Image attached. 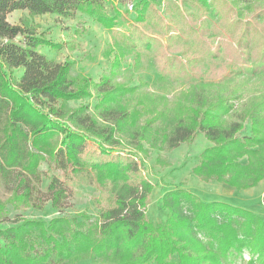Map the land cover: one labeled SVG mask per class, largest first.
I'll list each match as a JSON object with an SVG mask.
<instances>
[{
	"label": "trees",
	"instance_id": "obj_1",
	"mask_svg": "<svg viewBox=\"0 0 264 264\" xmlns=\"http://www.w3.org/2000/svg\"><path fill=\"white\" fill-rule=\"evenodd\" d=\"M105 1L0 0V121L5 123L0 158L8 168L21 167L23 172L14 197L37 207L34 201L39 191L33 183L39 182L37 167L46 155L64 175L68 166L73 172L90 171L94 183L113 199L98 220L86 224L58 219L45 229L40 222L20 220L16 226L0 227V264H222L228 252L243 249L257 255L247 264H264V220L259 216L224 202L205 203L185 189H174L159 201V209L167 212L165 221L154 225L144 213L152 184L144 178L138 184L130 183L129 175L138 171L130 155L116 154L129 163L88 165L81 160L86 143L95 144L106 154L105 146L110 151L127 146L140 152L147 145L169 152L202 134L211 146L200 154L192 170L195 177L239 192L256 187L264 179L263 96L239 108H235V95L211 102L194 96L197 105L185 108L183 117L160 112L153 120H140L144 115L139 112L100 107L122 91L112 87L110 79L102 78L95 85L103 98L94 114L82 106L67 108L66 102L89 96L87 84L75 86L69 76L70 63H54L38 51L39 47L60 46L37 34L34 25L25 20L18 25L7 21L15 11H25L29 17L62 18L78 12L113 31L122 15L119 10L106 14ZM158 1L132 4L134 22H144L150 4ZM124 39L129 41L130 36ZM117 66L115 60L112 70ZM246 121L250 135L238 138ZM54 134L61 135L58 148H46L43 143L50 147ZM65 183L52 178L47 187L45 201L54 209L63 208L72 195ZM68 223H75L68 236L59 234L57 226ZM35 229L42 242L39 248L31 237ZM174 255L175 262L170 260Z\"/></svg>",
	"mask_w": 264,
	"mask_h": 264
},
{
	"label": "rangeland",
	"instance_id": "obj_2",
	"mask_svg": "<svg viewBox=\"0 0 264 264\" xmlns=\"http://www.w3.org/2000/svg\"><path fill=\"white\" fill-rule=\"evenodd\" d=\"M135 1H105L106 14L113 15V10H119L122 15L113 31L78 12L67 18L29 17L27 12H14L8 15L7 21L18 25L25 20L34 25L37 34L60 46V49L39 47L38 51L54 63H70L69 76L75 86L87 84L89 96L66 102L67 108L82 106L94 114V108L103 98L95 88L102 78L110 79V85L122 91L114 94L111 101L100 103V107L139 112L144 115L140 120H153L160 112L183 117L185 108L197 105L194 96L211 102L235 95L238 97L234 100L235 108L264 97V0H159L150 4L142 23L134 22L131 5ZM128 35L129 41L124 39ZM115 60L118 66L112 70ZM15 74L20 76L19 72ZM4 124L1 120L0 145ZM249 135L250 123L246 121L237 137ZM60 140L61 135L54 134L49 140L50 147L43 144L46 148H58ZM210 146L202 134H196L190 143L169 152L149 149L147 145L140 152L127 146L110 151L105 146L106 154L95 144L86 143L81 160L88 165L110 161L129 163V159L116 154L130 155L139 171L129 175L130 183L138 184L144 178L152 184L144 213L154 225L164 222L167 216L163 211L165 218L158 219L162 211L160 200L157 205L154 201L158 194L162 197L174 189L191 192L187 188L196 190L194 195L205 203L224 202L264 220V179L256 187L239 192L215 181L203 182L192 174L200 154ZM185 160L189 165L177 177L164 180L169 168L181 166ZM67 168L64 175L44 156L37 167L39 182L33 183L39 191L38 200L34 201L37 207H31L14 197L18 178L23 173L21 167L8 168L0 158V227L16 226L20 220L40 222L45 229L58 219L74 220L76 224L98 220L100 212L113 202L112 196L94 183L90 171L73 172L70 166ZM52 178L65 181L72 191L63 208L58 210L45 201ZM75 223L57 226L58 233L67 237ZM31 237L37 248L41 247L38 229ZM243 251L251 259H257L248 249L231 250L222 264H247L241 258ZM170 260L175 262L177 257L174 255Z\"/></svg>",
	"mask_w": 264,
	"mask_h": 264
},
{
	"label": "crops",
	"instance_id": "obj_3",
	"mask_svg": "<svg viewBox=\"0 0 264 264\" xmlns=\"http://www.w3.org/2000/svg\"><path fill=\"white\" fill-rule=\"evenodd\" d=\"M137 1V0H136ZM135 1V2H136ZM15 12H25V11H15ZM14 13V12H13ZM182 145V144H181ZM180 145V146H181ZM179 146V147H180ZM178 147V148H179ZM177 148V149H178ZM174 150H176V149H174ZM186 162V163H185ZM189 161L188 160H185L184 161V163H182V165L181 166H174L173 168H169V170L167 171V173H166V175H164V180H168L170 177H171V179H172V177H177L178 175H179V173H181V171L183 170V168L185 167V166H187V165H189V164H187ZM187 164V165H186ZM189 169L190 170H192V167H189ZM180 182V181H179ZM177 185H178V183H176ZM187 189H189L190 191H191V193H193V194H196L197 193V191L196 190H194V189H190V188H187ZM161 191V189L159 188V192ZM158 192V193H159ZM160 194V193H159ZM158 194V197H157V199H155L154 201H155V205H157V203H158V200H160V195ZM162 195V194H161ZM200 197V196H199ZM165 216H166V214H165V212H163V211H161V214L160 215H158V219H161V220H163L164 218H165Z\"/></svg>",
	"mask_w": 264,
	"mask_h": 264
},
{
	"label": "built area",
	"instance_id": "obj_4",
	"mask_svg": "<svg viewBox=\"0 0 264 264\" xmlns=\"http://www.w3.org/2000/svg\"><path fill=\"white\" fill-rule=\"evenodd\" d=\"M241 258L244 262H249L251 260V256L247 251L241 253Z\"/></svg>",
	"mask_w": 264,
	"mask_h": 264
}]
</instances>
